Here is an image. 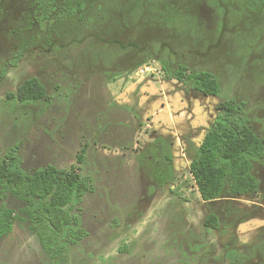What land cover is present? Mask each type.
<instances>
[{"label": "rangeland", "instance_id": "374dc122", "mask_svg": "<svg viewBox=\"0 0 264 264\" xmlns=\"http://www.w3.org/2000/svg\"><path fill=\"white\" fill-rule=\"evenodd\" d=\"M182 66L218 95L175 79ZM32 77L46 100L7 98ZM227 100L264 138V0H0V160L18 145L25 171L66 169L85 147L93 185L73 211L86 237L56 260L0 186L16 216L0 264H264V160L242 197L226 182L203 202L189 172Z\"/></svg>", "mask_w": 264, "mask_h": 264}, {"label": "trees", "instance_id": "16d2710c", "mask_svg": "<svg viewBox=\"0 0 264 264\" xmlns=\"http://www.w3.org/2000/svg\"><path fill=\"white\" fill-rule=\"evenodd\" d=\"M22 57L23 54L17 53L8 61L9 65L16 67ZM186 70L180 67L174 74L175 79L185 80L204 96L218 95L220 88L213 74L204 71L186 74ZM7 98L27 104L46 100L47 95L42 83L30 78L14 93L7 94ZM218 111L189 164L203 202L219 198L226 182L232 196L255 194L258 184L252 174L253 165L264 160V138H259L250 128L243 104L227 100L219 105ZM84 148L76 155L75 164L66 169L47 165L25 171L18 145L10 148L0 160V186L24 205L29 230L51 260L62 257L68 245L86 237L78 216L73 213L84 196L93 191L92 180L84 171L87 160ZM15 219L12 210L0 207V238L11 232ZM205 225L216 229V217L208 216Z\"/></svg>", "mask_w": 264, "mask_h": 264}, {"label": "flooded vegetation", "instance_id": "af4514ba", "mask_svg": "<svg viewBox=\"0 0 264 264\" xmlns=\"http://www.w3.org/2000/svg\"><path fill=\"white\" fill-rule=\"evenodd\" d=\"M32 78H35V77H32ZM29 79H30V78H29ZM27 80H28V79H27ZM25 81H26V80H25ZM80 151H81V150H80ZM80 151H79V152H80ZM77 154H78V153H77ZM77 154H76V155H77ZM52 166H53V165H52ZM88 194H89V193H88ZM86 195H87V194H86ZM86 195H85V196H86ZM85 196H84V197H85Z\"/></svg>", "mask_w": 264, "mask_h": 264}]
</instances>
